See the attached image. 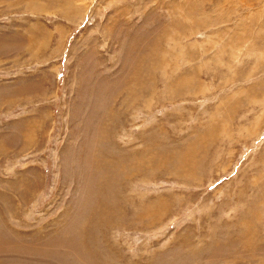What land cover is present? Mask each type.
<instances>
[{"label":"rangeland","instance_id":"rangeland-1","mask_svg":"<svg viewBox=\"0 0 264 264\" xmlns=\"http://www.w3.org/2000/svg\"><path fill=\"white\" fill-rule=\"evenodd\" d=\"M0 264H264V0H0Z\"/></svg>","mask_w":264,"mask_h":264}]
</instances>
